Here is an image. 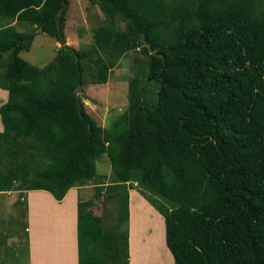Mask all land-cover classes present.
I'll return each instance as SVG.
<instances>
[{"label":"trees","instance_id":"obj_1","mask_svg":"<svg viewBox=\"0 0 264 264\" xmlns=\"http://www.w3.org/2000/svg\"><path fill=\"white\" fill-rule=\"evenodd\" d=\"M68 1L0 0V191L60 201L106 181L105 153L109 182L164 217L172 264H264V0H91L104 23L79 48ZM12 20L61 43L47 64L20 56L33 35ZM136 49L127 109L101 127L78 90Z\"/></svg>","mask_w":264,"mask_h":264},{"label":"crops","instance_id":"obj_2","mask_svg":"<svg viewBox=\"0 0 264 264\" xmlns=\"http://www.w3.org/2000/svg\"><path fill=\"white\" fill-rule=\"evenodd\" d=\"M6 99L7 91L0 88V104ZM11 191H0V195ZM17 199L26 205V264L173 262L165 241L164 217L128 183L74 186L60 201L45 190H28ZM7 240H0V264H24L22 249L8 253Z\"/></svg>","mask_w":264,"mask_h":264},{"label":"rangeland","instance_id":"obj_3","mask_svg":"<svg viewBox=\"0 0 264 264\" xmlns=\"http://www.w3.org/2000/svg\"><path fill=\"white\" fill-rule=\"evenodd\" d=\"M65 18V43L74 48L90 44L92 29L104 23L102 12L91 0H69ZM11 24L20 30L32 32L31 47L27 51H21L20 56L35 66L42 67L47 64L61 46V43L35 29L33 25L18 23L16 20H12ZM120 25L123 26V23ZM143 58L137 49L129 51L119 59L115 67L109 70L105 83L86 84L78 90L86 111L101 127H108L119 114L127 109L128 80ZM110 175L111 167L107 155L101 153L96 159L95 177L101 176L105 179L106 176L105 182L111 183L109 182ZM97 182H99L97 179H92L88 183ZM22 196H25V191L20 193L18 190H13L0 195V198L4 199V202L0 200V225L4 230V234L0 235V240L8 238V253L12 251L18 253L22 249L20 255L25 258L29 231H27L26 205L17 199Z\"/></svg>","mask_w":264,"mask_h":264},{"label":"bare ground","instance_id":"obj_4","mask_svg":"<svg viewBox=\"0 0 264 264\" xmlns=\"http://www.w3.org/2000/svg\"><path fill=\"white\" fill-rule=\"evenodd\" d=\"M142 260V259H141ZM141 263V262H140Z\"/></svg>","mask_w":264,"mask_h":264}]
</instances>
